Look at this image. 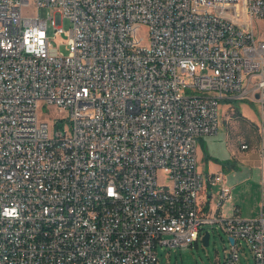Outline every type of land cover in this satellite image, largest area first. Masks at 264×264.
<instances>
[{
    "label": "built area",
    "instance_id": "1",
    "mask_svg": "<svg viewBox=\"0 0 264 264\" xmlns=\"http://www.w3.org/2000/svg\"><path fill=\"white\" fill-rule=\"evenodd\" d=\"M255 19L264 0H0V264H157L158 244L189 247L204 225L235 240L222 264H240L241 242L264 264V210L224 217L217 174L207 212L197 159L221 100L264 111ZM41 105L62 114L53 133Z\"/></svg>",
    "mask_w": 264,
    "mask_h": 264
},
{
    "label": "crops",
    "instance_id": "2",
    "mask_svg": "<svg viewBox=\"0 0 264 264\" xmlns=\"http://www.w3.org/2000/svg\"><path fill=\"white\" fill-rule=\"evenodd\" d=\"M225 101L218 134L205 136L197 146L198 170L207 180L200 200L207 212L216 209L212 203L217 202L219 185L212 186L210 179L223 174L232 188V198L224 203L221 214L259 218L264 210V111L257 101Z\"/></svg>",
    "mask_w": 264,
    "mask_h": 264
},
{
    "label": "rangeland",
    "instance_id": "3",
    "mask_svg": "<svg viewBox=\"0 0 264 264\" xmlns=\"http://www.w3.org/2000/svg\"><path fill=\"white\" fill-rule=\"evenodd\" d=\"M41 17L48 18L54 16L55 12L53 8L44 7L39 11ZM25 15L33 14V8H26ZM240 23H244L241 19H235ZM62 26L65 30L72 28L73 24L69 18L62 20ZM253 28L256 32V38L264 41V20L255 19L253 22ZM139 38L143 45H149V29L142 25L138 31ZM52 43L59 49L60 53L67 55L69 53L67 48L68 36L60 35L54 36ZM225 100H221L219 108L220 124L222 120V114L225 109ZM62 114L59 112L57 107H43L40 109V119L49 123L50 132L53 133L57 128L54 127L56 120L61 117ZM228 117H232L231 110L229 109ZM202 138H205L202 137ZM201 138V139H202ZM200 139V140H201ZM199 140V142H200ZM199 152V151H198ZM199 154V153H198ZM202 165V162H200ZM217 187L214 188L213 192L216 193ZM213 209L216 207V201L212 203ZM210 232L209 245L205 246L203 243V235L200 236L199 240L193 243L189 247L184 248H170L166 245H157V264H222L232 248V244L229 240V236L220 228H212L211 225H204L202 232ZM169 238L164 236L163 239ZM240 248V264H254V256L251 248L245 243L241 242Z\"/></svg>",
    "mask_w": 264,
    "mask_h": 264
},
{
    "label": "bare ground",
    "instance_id": "4",
    "mask_svg": "<svg viewBox=\"0 0 264 264\" xmlns=\"http://www.w3.org/2000/svg\"><path fill=\"white\" fill-rule=\"evenodd\" d=\"M138 198H146V191H138ZM168 201V194L157 193L155 194V202H166Z\"/></svg>",
    "mask_w": 264,
    "mask_h": 264
},
{
    "label": "water",
    "instance_id": "5",
    "mask_svg": "<svg viewBox=\"0 0 264 264\" xmlns=\"http://www.w3.org/2000/svg\"><path fill=\"white\" fill-rule=\"evenodd\" d=\"M209 240H210V232L206 231L204 236H203V243L205 246L209 245ZM229 240H230L231 244L235 243L234 238L229 237Z\"/></svg>",
    "mask_w": 264,
    "mask_h": 264
}]
</instances>
